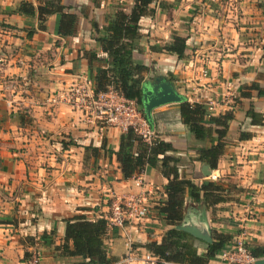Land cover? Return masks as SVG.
I'll return each instance as SVG.
<instances>
[{"label":"crops","instance_id":"1","mask_svg":"<svg viewBox=\"0 0 264 264\" xmlns=\"http://www.w3.org/2000/svg\"><path fill=\"white\" fill-rule=\"evenodd\" d=\"M38 1L0 0V264H23L33 248L40 264H84L83 258L62 252L64 222L76 216L102 219L110 196L135 191L134 178L143 182L149 214L141 222L107 230L102 243L108 264H124L127 247L133 255L128 264H143L144 244L159 243L170 228L153 210L165 198L167 179L145 168L123 180L115 158L118 129L48 102L72 82L93 80L105 55L89 21L102 27L122 0H96L98 5L60 0L69 8L64 12L77 17L69 36L56 34L57 15L48 16L38 30L36 13L18 12L21 2L36 8ZM149 7L153 14L139 19L131 52L135 63L148 68L143 83L163 78L183 101L211 104L206 116L232 114L216 167L208 168L216 177L211 182L224 189V201L207 207L192 203L185 192L180 224L230 239L245 230L247 249L264 250V0H159ZM172 34L185 40L180 59L160 50ZM88 53L95 58L89 60ZM178 104L153 109L148 124L180 158L178 176L199 186L210 179L193 158L210 142L193 139L180 122ZM249 109L261 116V125L250 124ZM241 133L249 138L239 140ZM194 244L205 247L196 239ZM67 246L71 249L70 242ZM207 264L222 263L218 256Z\"/></svg>","mask_w":264,"mask_h":264},{"label":"trees","instance_id":"2","mask_svg":"<svg viewBox=\"0 0 264 264\" xmlns=\"http://www.w3.org/2000/svg\"><path fill=\"white\" fill-rule=\"evenodd\" d=\"M98 5L96 0H92ZM156 0H131L127 10L116 7L109 17H105V24L98 27L94 20H90L93 40L98 44L102 54V67L93 77L94 92H105L108 88L115 91L122 98L131 100L141 112V87L143 74L148 68L135 63L131 58L134 50L133 41L138 37V21L141 17L151 16L153 9L149 6ZM69 8L61 5L60 0H39L34 8L30 3L21 2L18 12L33 16L36 13L37 29L43 30L48 16L57 15L56 34L69 36L73 34L76 15L67 11ZM83 16H85L83 14ZM184 38L171 35L170 42L162 45L160 50L168 55H175L178 59L183 56ZM89 60L95 54L86 55ZM205 104L189 103L186 100L178 104L180 122L196 141L209 140L208 147L195 150L193 161L206 165L214 170L216 162L223 151V138L228 123L232 120L231 111L224 112L216 117L206 116ZM251 125H261L262 118L252 109L246 112ZM214 133V138H211ZM248 134H240L239 140L248 139ZM123 180H128L140 174L145 168H155L158 173L167 179L164 186L165 198L154 208L155 215L170 228L166 230L159 243L144 244L145 252L154 259V264H207L211 259L219 256L221 250L230 242V237L211 231V242L199 249L195 239L188 233L177 230L183 217V197L188 193L192 203L202 201L207 207H213L224 201L222 186L204 181L199 186L193 185L190 180L178 176V164L181 161L175 156L170 145L155 138L150 144L142 142L131 130L121 134L118 150L115 152ZM64 243L61 246L63 254L70 257H81L84 264H108L102 239L106 232L103 219L87 221L81 216L67 219L65 222ZM71 243L68 249L67 243ZM252 257L264 256V250L249 249ZM26 258V257H25ZM94 259V260H93Z\"/></svg>","mask_w":264,"mask_h":264},{"label":"built area","instance_id":"3","mask_svg":"<svg viewBox=\"0 0 264 264\" xmlns=\"http://www.w3.org/2000/svg\"><path fill=\"white\" fill-rule=\"evenodd\" d=\"M50 106L64 104L73 111L89 116L88 121L97 123L101 127L116 128L121 134L131 130L142 142L150 144L155 140L154 133L142 116L141 112L131 100L122 98L112 89L105 92H94L92 81L82 79L68 84L64 89L53 93L49 100ZM207 112L212 110L211 104L205 105ZM210 181L216 177L210 175ZM134 192L122 196H110L108 212L102 217L106 231L122 229L126 225L141 222L149 214V208L144 198L143 182L134 178ZM245 230L235 235L221 250L219 261L222 264H253L257 259L252 257L245 244ZM40 253L33 248L23 260V264H40ZM133 255L130 247L122 262L128 264ZM143 264H154L155 259L147 252L139 257Z\"/></svg>","mask_w":264,"mask_h":264},{"label":"water","instance_id":"4","mask_svg":"<svg viewBox=\"0 0 264 264\" xmlns=\"http://www.w3.org/2000/svg\"><path fill=\"white\" fill-rule=\"evenodd\" d=\"M183 98L178 95L173 86L165 81L163 78H156L152 81L143 83L141 87L140 104L141 110L145 120L151 123V111L159 106L181 103ZM203 177L209 176V170L207 166L201 167ZM177 230L184 231L191 235L194 239L201 241L205 244L211 242V235L201 232L197 227L190 223H182L174 227ZM253 264H264V259L256 260Z\"/></svg>","mask_w":264,"mask_h":264},{"label":"rangeland","instance_id":"5","mask_svg":"<svg viewBox=\"0 0 264 264\" xmlns=\"http://www.w3.org/2000/svg\"><path fill=\"white\" fill-rule=\"evenodd\" d=\"M158 2H159V0H156V3H158ZM130 3H131V0H122L121 4H117V5L118 6L120 5L122 7L124 6V10H127V7H129Z\"/></svg>","mask_w":264,"mask_h":264}]
</instances>
